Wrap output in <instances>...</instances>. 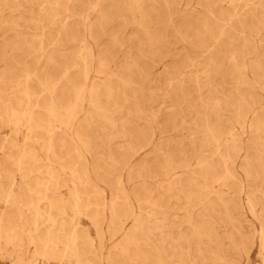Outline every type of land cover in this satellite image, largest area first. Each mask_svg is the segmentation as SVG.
Returning <instances> with one entry per match:
<instances>
[{
	"label": "rangeland",
	"instance_id": "rangeland-1",
	"mask_svg": "<svg viewBox=\"0 0 264 264\" xmlns=\"http://www.w3.org/2000/svg\"><path fill=\"white\" fill-rule=\"evenodd\" d=\"M0 264H264V0H0Z\"/></svg>",
	"mask_w": 264,
	"mask_h": 264
},
{
	"label": "bare ground",
	"instance_id": "bare-ground-1",
	"mask_svg": "<svg viewBox=\"0 0 264 264\" xmlns=\"http://www.w3.org/2000/svg\"><path fill=\"white\" fill-rule=\"evenodd\" d=\"M51 111V110H50ZM45 191V190H44ZM16 219H17V217H16Z\"/></svg>",
	"mask_w": 264,
	"mask_h": 264
}]
</instances>
